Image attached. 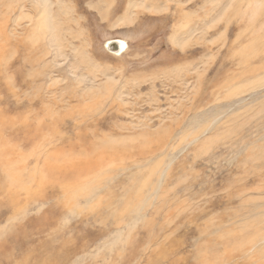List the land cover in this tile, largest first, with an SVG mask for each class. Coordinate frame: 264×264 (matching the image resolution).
I'll list each match as a JSON object with an SVG mask.
<instances>
[{
	"label": "rangeland",
	"instance_id": "obj_1",
	"mask_svg": "<svg viewBox=\"0 0 264 264\" xmlns=\"http://www.w3.org/2000/svg\"><path fill=\"white\" fill-rule=\"evenodd\" d=\"M263 80L264 0H0V264H264Z\"/></svg>",
	"mask_w": 264,
	"mask_h": 264
},
{
	"label": "bare ground",
	"instance_id": "obj_2",
	"mask_svg": "<svg viewBox=\"0 0 264 264\" xmlns=\"http://www.w3.org/2000/svg\"><path fill=\"white\" fill-rule=\"evenodd\" d=\"M44 13H47V11H44ZM224 34V33H223ZM110 43V42H109ZM112 43H118V44H120L121 46V52H117L116 54H118V55H122V54H124L127 50H128V45H127V43L126 42H124V41H122V40H115V41H113ZM242 51V50H241ZM237 56V55H236ZM233 57H234V54H233ZM264 81V80H263ZM228 88V87H227ZM227 90V89H226ZM18 97V96H17ZM54 120V119H53ZM198 139V138H197ZM47 140V139H46ZM164 161V160H163ZM158 179V178H157ZM166 184V183H165Z\"/></svg>",
	"mask_w": 264,
	"mask_h": 264
},
{
	"label": "water",
	"instance_id": "obj_3",
	"mask_svg": "<svg viewBox=\"0 0 264 264\" xmlns=\"http://www.w3.org/2000/svg\"><path fill=\"white\" fill-rule=\"evenodd\" d=\"M121 45L120 44H116V43H112V42H110L109 43V45H108V49L110 50H113V51H115L116 53L117 52H121L120 50H121V47H120Z\"/></svg>",
	"mask_w": 264,
	"mask_h": 264
}]
</instances>
